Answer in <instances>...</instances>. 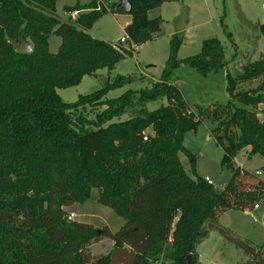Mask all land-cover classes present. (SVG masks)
I'll return each instance as SVG.
<instances>
[{
	"label": "trees",
	"instance_id": "obj_1",
	"mask_svg": "<svg viewBox=\"0 0 264 264\" xmlns=\"http://www.w3.org/2000/svg\"><path fill=\"white\" fill-rule=\"evenodd\" d=\"M55 1L0 0V264H201L197 248L211 232L242 252L239 264H264L263 246L218 222L228 211L257 206L264 223V181L233 166L244 148L264 158V118L257 114L264 104V60L247 63L235 76L225 73L227 103L191 108L173 83L180 64L206 76L227 63L217 39L204 40L197 55L178 60L182 36L173 34L149 88L107 99L108 92L134 82L116 76L66 103L57 89L111 71L134 51L89 36L106 13L98 0L64 7L80 13L68 22L58 18ZM128 1L124 32L129 44L140 46L162 23L148 13L170 0ZM117 4L109 6L111 13H123ZM259 31L264 37V24ZM20 35L29 52L17 51ZM50 36L61 41L55 53ZM154 102L159 106L148 111ZM203 121L213 126L209 137L231 171L219 191L204 178H190L178 158L183 154L193 167L195 156L183 137ZM92 191L97 205L122 218L116 232L67 219L65 209L85 204ZM103 239L112 242L111 250L92 255L90 247Z\"/></svg>",
	"mask_w": 264,
	"mask_h": 264
},
{
	"label": "rangeland",
	"instance_id": "obj_2",
	"mask_svg": "<svg viewBox=\"0 0 264 264\" xmlns=\"http://www.w3.org/2000/svg\"><path fill=\"white\" fill-rule=\"evenodd\" d=\"M171 1L161 7L163 20L160 31L154 35L151 41L137 46L136 51L130 57L118 62L113 70H100L95 76L83 77L80 83L74 87L57 89L56 93L59 98L63 102L73 103L79 95L90 94L100 89L106 80L111 81L116 76H128L134 82L121 89L108 92L107 99H115L126 90L149 88L152 82L158 80L167 59L169 38L173 34H180L182 44L177 53L178 60L197 55L204 40L217 39L223 47V56L227 63L226 68L222 71L206 76H201L194 69L180 64L174 73L173 83L181 92L186 103L191 108L194 106L205 108L215 103L225 104L230 101L226 93L225 73L228 72L231 76H235L242 71L247 63L264 60V37L259 31L260 25L264 24V0H173L172 3ZM87 2L88 0H56V14L61 22L71 21L75 17L72 13L66 12L64 7L77 3L82 5ZM150 12L154 13H150L151 17L149 15V18L158 17L159 10L155 9ZM129 22L128 14L114 15L109 11L93 24L88 34L95 40L123 47L119 44V39L127 37L124 26ZM60 42L59 38L50 36L48 39L49 51L55 53ZM17 49L28 52L30 45L25 39L19 38ZM233 103L236 106L249 109L237 101H233ZM158 106L159 102L149 103L146 105V109L150 111ZM257 114L260 119L264 118V104L258 107ZM212 127L209 122L203 121L195 131L188 132L183 137V146L195 156L192 168L183 154H179L178 158L190 178L208 177L214 190L219 191L229 182L231 171L227 166L221 165L222 152L215 141L209 137V130ZM247 152L248 148L238 151L234 156L233 166L250 173L259 172V179L264 181V158L259 155H248ZM95 199L96 193L92 191L85 204L73 205L66 208L65 212L72 213L74 221L90 224L94 228L106 226L111 232H116L123 224L122 218L117 217L110 209L97 205ZM260 209L261 207L253 210L254 219L262 218L263 213ZM229 213L233 214V211ZM233 216H235V222L252 231V239L256 243L262 234L259 231L258 222L252 224L250 218L240 217L237 214ZM245 237L242 239H249V237ZM217 240L220 239L213 233L206 245H214L212 248L214 253L221 249L220 251L225 254L224 257L232 260L226 261L228 264L241 263L242 260L235 263L238 256H235L232 251H228L234 250L235 252L237 249L224 240L223 247ZM249 241L255 244L252 240ZM111 248L112 242L103 239L92 245L90 252L94 256L106 255ZM219 264L224 263L220 262Z\"/></svg>",
	"mask_w": 264,
	"mask_h": 264
},
{
	"label": "crops",
	"instance_id": "obj_3",
	"mask_svg": "<svg viewBox=\"0 0 264 264\" xmlns=\"http://www.w3.org/2000/svg\"><path fill=\"white\" fill-rule=\"evenodd\" d=\"M88 2H89V0H88ZM87 2V3H88ZM173 2V0L171 1V3ZM167 2H165V3H163L160 7H158L157 9H156V11H158L159 10V12H158V17H160V19L161 20H163L162 19V14H161V7L164 5V4H166ZM78 4H80V3H78ZM81 5V4H80ZM150 13H154V12H149L148 13V16L150 15V17H151V14ZM114 15H117V14H114ZM126 26V25H125ZM125 26H124V28H125ZM127 38V37H126ZM120 44V43H119ZM138 52V51H137ZM229 212H231V211H228V212H226V213H224V214H222L221 216H220V218H219V220H218V222H219V224L222 226V227H224V228H226V229H228V230H230L233 234H236L237 236H239V237H241V238H243L244 236H246V237H249V239L248 240H252L253 241V239H252V231L251 230H249L246 226H242V225H240L239 223H237V222H235V216H233V215H235V214H237V215H239L240 217H245V218H250L251 219V221H252V224H254V223H256V222H258V225H259V227H260V229H259V231L260 232H262V234H261V236L259 237V239H258V241L255 243L254 241V243H255V245H258V246H263L262 247V259H263V261H264V245H263V242H264V223H263V221H262V218L261 219H254V211H251V212H235V211H233V214H231V213H229ZM235 213V214H234ZM238 217V216H237ZM239 218V217H238ZM214 232H211L210 234H209V236H208V238L205 240V241H203L199 246H198V248H197V251H198V256H199V262L201 263V264H219L220 262H223L224 264L226 263V264H228L227 262L229 261H232V260H230L229 258H226V257H224L225 256V254L224 253H222V251H220V250H218L217 251V253H214L215 251L212 249L213 248V246H209V245H206V242L207 241H209V239H210V237H211V235L213 234ZM216 234V233H215ZM217 235V234H216ZM217 237L220 239V240H217V241H219V243L221 244V245H223V247H224V242H223V240L217 235ZM245 237V238H246ZM216 239V238H215ZM209 246V247H208ZM228 251H232L233 253H234V255L235 256H238L237 258L238 259H236L234 262L235 263H239L241 260L243 261L244 260V258H243V256H242V253L239 251V250H237V251H239V252H237V251H235L234 252V250H228ZM225 260V261H224ZM207 261H209L208 263H206ZM227 261V262H226ZM241 261V262H242ZM232 264V263H231Z\"/></svg>",
	"mask_w": 264,
	"mask_h": 264
},
{
	"label": "built area",
	"instance_id": "obj_4",
	"mask_svg": "<svg viewBox=\"0 0 264 264\" xmlns=\"http://www.w3.org/2000/svg\"><path fill=\"white\" fill-rule=\"evenodd\" d=\"M115 2H118V0H107L106 2H104L103 0H98V4H100V6L103 7V8L105 9L106 12H109V11H110L109 6H110L111 4H113V3H115ZM97 9H99V8H97ZM72 14H73V16L76 18L78 12H74V13H72ZM119 43H120V45H123V47H124L125 49H129V48H131L134 52L136 51V47H137V46L132 45V44H129V41H128L127 38H120V39H119ZM143 140L145 141L146 138H144ZM256 174L259 175V172H256ZM204 180H205V182H206L208 185H212V184H211V181H210V179H209L208 177H204ZM256 208H257V206L254 207V209H256ZM73 218H74V215H73L72 213H70V214L68 215V218H67V219H68V220H72Z\"/></svg>",
	"mask_w": 264,
	"mask_h": 264
},
{
	"label": "water",
	"instance_id": "obj_5",
	"mask_svg": "<svg viewBox=\"0 0 264 264\" xmlns=\"http://www.w3.org/2000/svg\"><path fill=\"white\" fill-rule=\"evenodd\" d=\"M117 6H118L119 9H121V11L123 13H126V14L130 13L131 5H130L128 0H118ZM20 38L24 39L22 36ZM17 51L21 52V53H26V52H22L21 50H18V49H17ZM212 194H215L214 191L212 192ZM188 264H190V260L189 259H188Z\"/></svg>",
	"mask_w": 264,
	"mask_h": 264
}]
</instances>
